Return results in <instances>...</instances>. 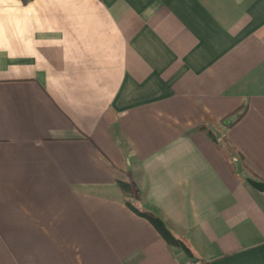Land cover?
<instances>
[{"label":"crops","instance_id":"obj_1","mask_svg":"<svg viewBox=\"0 0 264 264\" xmlns=\"http://www.w3.org/2000/svg\"><path fill=\"white\" fill-rule=\"evenodd\" d=\"M247 176L264 0H0V264H264Z\"/></svg>","mask_w":264,"mask_h":264},{"label":"trees","instance_id":"obj_2","mask_svg":"<svg viewBox=\"0 0 264 264\" xmlns=\"http://www.w3.org/2000/svg\"><path fill=\"white\" fill-rule=\"evenodd\" d=\"M23 3L28 2L29 0H20ZM244 111V106L239 107L232 113L226 116V118L232 117L231 121L227 123L229 125L232 121L236 120ZM200 128L205 129L209 135H211L214 138V135H212V132L210 129H206L205 126L201 125ZM118 187L123 192V194L126 195V204L127 206L137 213L140 216H143L146 218L154 227L155 229L159 232V234L166 240V242L172 246H177L182 248L188 255H191V252L189 250V247L185 243V241L180 237L175 235L171 229L168 228L166 225L165 221L158 216L155 212L144 209V208H139L136 207L131 201L130 198L133 194V187L129 181H123L119 180L117 181Z\"/></svg>","mask_w":264,"mask_h":264},{"label":"water","instance_id":"obj_3","mask_svg":"<svg viewBox=\"0 0 264 264\" xmlns=\"http://www.w3.org/2000/svg\"><path fill=\"white\" fill-rule=\"evenodd\" d=\"M246 182L249 183L253 188L259 190V191H264V181L258 180L255 178H252L250 176H247L245 178Z\"/></svg>","mask_w":264,"mask_h":264},{"label":"built area","instance_id":"obj_4","mask_svg":"<svg viewBox=\"0 0 264 264\" xmlns=\"http://www.w3.org/2000/svg\"><path fill=\"white\" fill-rule=\"evenodd\" d=\"M262 181H264V179H262ZM183 264H198L197 262L195 261H188V262H185Z\"/></svg>","mask_w":264,"mask_h":264},{"label":"rangeland","instance_id":"obj_5","mask_svg":"<svg viewBox=\"0 0 264 264\" xmlns=\"http://www.w3.org/2000/svg\"><path fill=\"white\" fill-rule=\"evenodd\" d=\"M121 176H122V178H123V180H128V176H124V174H123V172L121 173ZM130 201H132L133 202V200L130 198Z\"/></svg>","mask_w":264,"mask_h":264}]
</instances>
